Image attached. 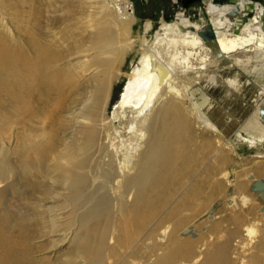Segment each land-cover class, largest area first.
Instances as JSON below:
<instances>
[{
  "label": "bare ground",
  "instance_id": "6f19581e",
  "mask_svg": "<svg viewBox=\"0 0 264 264\" xmlns=\"http://www.w3.org/2000/svg\"><path fill=\"white\" fill-rule=\"evenodd\" d=\"M22 1L0 0V197L20 167L37 202L31 222L0 213V264H45L34 240L47 236L73 249L49 264H264V162L237 183L236 146L221 134L238 126L251 148L264 145V89L229 66L238 52L264 54L252 26L264 16L246 21L245 1L203 0L210 19L192 7L163 21L112 105L138 45L133 2L48 0L71 15L51 39L25 34L30 46L26 14L23 30L15 20Z\"/></svg>",
  "mask_w": 264,
  "mask_h": 264
},
{
  "label": "rangeland",
  "instance_id": "374dc122",
  "mask_svg": "<svg viewBox=\"0 0 264 264\" xmlns=\"http://www.w3.org/2000/svg\"><path fill=\"white\" fill-rule=\"evenodd\" d=\"M24 1H26V2H24ZM24 1H22L24 3H22V2L19 4L17 3L19 5V7L21 8L22 17H20V19H19L18 16L17 17L15 16V20H18V21H16V23H17V27H19L18 29L20 31L22 29V26H25L28 24V23H25L24 21H22V18H24L25 14L27 16L26 19L30 22L28 27H25L24 30L22 29L23 30L22 34L24 37H26L25 34L36 31L35 33H38L41 37L51 39L52 38V32L54 30L60 31L62 26H65L62 24L63 21H61V17H62L61 15H64L63 13L65 12V11H63L64 9L63 10L60 8L48 9V5H46L48 0L47 1L44 0L45 2L43 0H38L40 2H38L37 0L35 2L32 0H28V1L24 0ZM129 1L133 2L135 13L138 17V22L135 25V31L133 34L134 38L138 42V45H137L136 49L128 56L127 62L123 66V75L114 84L113 95H112V105H114V103L119 100V97L123 94V90H125V87H126V84L128 81V74L131 72L134 64H136V62L140 56V51L142 49V44H143V40H144L143 38L146 37V38L152 40L155 37L157 29L162 25L163 21H171L180 13H185L188 15V14H190L189 9L192 7L197 8L196 10L202 11L204 17L207 19H210V15L208 14L205 5L202 3L203 1L197 2V3H190V4H187L186 2H183L181 0H129ZM240 1H245V2H247V4H250L251 9L248 10V15L246 17H244V18H247L246 21H251V17H253L257 14L260 16H264V0H240ZM33 7L37 8V9L34 10ZM27 9L29 10V12ZM47 9L50 10V12H47ZM261 9H262V12H261ZM61 11H63V12H61ZM65 14L71 15L70 12L69 13L65 12ZM33 17H35V18H33ZM36 17H39V18H36ZM148 20H150L152 22L154 27H153L152 31H149L148 33H146L145 32L146 31L145 26H146V23ZM261 22H262L261 24H256V25L253 24L252 26H253V30L255 32H257V33L260 32L259 33L260 36H262V34H263L262 37H264V21H261ZM34 23H35V25H34ZM250 23H252V22H250ZM48 27H50V28H48ZM208 32L212 33L213 31L211 29ZM207 34H209V33H207ZM206 37L211 38L209 35H206ZM25 41H27L28 44L31 42L28 35H27ZM29 45L31 46V44H29ZM249 57H253L254 60L257 61V60L264 58V54L260 51L259 52L253 51V52H249V53L248 52H245V53L238 52L235 54L234 57H232V60L242 59L240 64H238L239 66L238 65L234 66L233 65L234 63H231V64L229 63V66L233 67L235 70H238L241 72V74H239V76H237V77L241 78V80L244 79L245 76L253 79L252 81H254V84L256 83V88H257L256 91L260 94L263 91L262 89H264V87H263L264 86V61L256 62L257 65H256V63H251L250 65H248V58ZM236 73L238 74L237 71H236ZM223 75H227L226 77H231V76H228L229 73L227 71L224 72ZM231 129H229L230 132H225L222 130V132H224V133L221 132V134L222 135L224 134L223 136L225 138H231V140H233V143L236 146V151L234 150L233 152L230 153L231 155H230L229 159L231 161H229V164L227 167H228L229 171L233 170L231 172L240 174L237 178V183H239L243 179L241 177V175H243V174L245 175V173L247 174V172H248V174L250 173L249 175L254 176V174H253L255 172L254 168L259 164H263L264 153H261V152H264V145L260 146V147L256 146V147L251 148L250 144L247 143L246 138L240 139L239 137H236L237 131H238V133L239 132L242 133L244 137L247 135V132H245L241 128H238V126L233 127ZM22 172L23 171L20 170V167L17 168L16 169V176H15L16 179L14 178V180L11 184L7 183V187L9 185L8 189H7L6 185L2 187L5 189V192L7 189V192L3 196L0 197V206H1L0 207V213H3L5 216L7 214L8 215L13 214L14 216L11 215L12 218L13 217L17 218V217L22 216V220L28 219V222H29L30 218L34 217L33 211H35V208H33V207H34V205H36L35 202H37V200H36V198L35 199L33 198L32 188H30V186H28L30 182L28 183V185H25L24 183L27 184L28 180H26L27 181L26 182L25 179L24 180L22 179V177L17 179V176H19L20 173L22 175ZM234 173H231V175H230L231 179L234 177ZM250 178H251V176H250ZM246 179L247 178H245L244 180H246ZM261 179H262V177H261ZM251 180H252V178H251ZM226 183H227L226 187H225V190H226V193H225L226 194L225 195L226 208H228L229 210L233 208V210H234L233 212L238 211V210H240L239 208L241 207V204H242V201H240L241 200L240 198L242 197V193H240L237 189H235L236 182L233 181V182H226ZM30 185H31V183H30ZM249 186H250V183H248L247 190H245L243 192V194H245L247 196L250 195L253 198L254 197L253 196V190ZM37 198H38V196H37ZM236 200L238 203L236 202ZM46 202H47L46 204H48V201H46ZM1 203L3 204V207L1 205ZM214 207L215 206H213V208ZM1 208L2 209L4 208V209L9 210V211H6L4 209H3V211H1L2 210ZM27 210H28V212H27ZM212 210L215 211L216 209L214 208ZM214 213L216 214V212H211L212 215ZM220 215H221V213L218 214V216H220ZM218 216H216V217H218ZM22 220L20 219L19 221L21 222ZM217 220L218 219H216V220L207 219L208 224H210V225L211 224L213 225V223ZM95 222L96 221H94V223ZM1 224H2V221H1ZM18 227H20V226L18 225L17 227H13L11 233L13 234L15 232L14 234L15 235L17 234V235L13 236V238L15 241L20 242V239H19L20 237H18V235H20ZM3 231L8 232V231H10V229L8 230V228L6 227L5 230L3 229ZM48 238L49 239L52 238L53 240H54V238L57 239L56 237H52V236L48 237L47 236L43 239L34 240L37 245H41L43 248L46 247L45 250H42V251L38 252L37 254H35L36 258H38L40 256V260L45 261V264L52 263L53 261L56 262L57 259L61 260L65 257V255H68L69 253L73 252V249L69 243H68L69 244V246H68V244L66 242H61L60 240H55L53 242L52 239H50L52 242V244H51V242ZM44 240H47V241L44 242ZM42 244H45V245H42ZM48 244H50V245H48ZM15 246H18V245L15 244ZM46 260H48L47 263H46Z\"/></svg>",
  "mask_w": 264,
  "mask_h": 264
},
{
  "label": "flooded vegetation",
  "instance_id": "af4514ba",
  "mask_svg": "<svg viewBox=\"0 0 264 264\" xmlns=\"http://www.w3.org/2000/svg\"><path fill=\"white\" fill-rule=\"evenodd\" d=\"M181 1L186 2L187 4H190V3L202 2L203 0H181Z\"/></svg>",
  "mask_w": 264,
  "mask_h": 264
},
{
  "label": "water",
  "instance_id": "95a60500",
  "mask_svg": "<svg viewBox=\"0 0 264 264\" xmlns=\"http://www.w3.org/2000/svg\"><path fill=\"white\" fill-rule=\"evenodd\" d=\"M204 1H207V0H204ZM209 36H212V33L211 32H209ZM261 115H262V117L264 118V108L263 109H261Z\"/></svg>",
  "mask_w": 264,
  "mask_h": 264
}]
</instances>
